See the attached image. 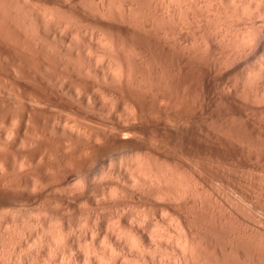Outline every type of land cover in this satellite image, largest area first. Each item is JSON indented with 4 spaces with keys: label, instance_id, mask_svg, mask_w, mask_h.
Instances as JSON below:
<instances>
[{
    "label": "rangeland",
    "instance_id": "1",
    "mask_svg": "<svg viewBox=\"0 0 264 264\" xmlns=\"http://www.w3.org/2000/svg\"><path fill=\"white\" fill-rule=\"evenodd\" d=\"M263 16L0 0V264H264Z\"/></svg>",
    "mask_w": 264,
    "mask_h": 264
},
{
    "label": "bare ground",
    "instance_id": "2",
    "mask_svg": "<svg viewBox=\"0 0 264 264\" xmlns=\"http://www.w3.org/2000/svg\"><path fill=\"white\" fill-rule=\"evenodd\" d=\"M260 2H261V1H260ZM258 5H259V4H258ZM256 9H257V8H256ZM260 10H262V9H260ZM261 17H262V16H261ZM263 17H264V16H263ZM248 24H249V23H248ZM244 27H245V26H244ZM251 27H252V26H251ZM251 30H252V29H251ZM246 31H247V30H246ZM255 32H256V31H255ZM255 32H254V33H255ZM257 32H258V31H257ZM237 34H238V33H237ZM246 34H248V32H247ZM246 34H245V35H246ZM257 34H258V33H257ZM240 35H241V34H240ZM240 35H239V36H240ZM242 35H243V34H242ZM254 35H256V34H254ZM259 35H260V34H259ZM259 35H258V36H259ZM263 35H264V33H263ZM263 35H262V36H263ZM239 36L237 35V36H235V37L238 38ZM247 36H248V35H247ZM245 37H246V36H245ZM245 37H244V38H245ZM248 37H249V36H248ZM244 38H243V39H244ZM252 38H253V37H252ZM262 38H263V37H262ZM262 38H261V39H262ZM245 39H246V38H245ZM258 39H259V38H258ZM229 40H230V39H229ZM234 40H236V39H234ZM252 40H253V39H252ZM252 42H253V41H252ZM249 43H250V42H249ZM255 43H256V42H255ZM252 44H253V43H252ZM253 45H255V44H253ZM253 47H254V46H253ZM235 58H236V57H235ZM138 174H139V173H138ZM181 234H182V233H181ZM164 235H165V234H164ZM160 236H161V235H160ZM185 236H186V235H185ZM161 237H162V236H161ZM161 237H160V238H161ZM163 237H164V236H163ZM180 237H182V236H180ZM175 239H176V238H175ZM178 239H179V238H178ZM185 240H186V239H185ZM185 240H184V241H185ZM189 241H190V240H189ZM182 242H183V241H182ZM185 242H187V241H185ZM185 242H184V243H185ZM137 243H138V245H139V242H137ZM182 244H183V243H182ZM130 245H131V244H130ZM177 245H178V244H177ZM135 246H136V245H135ZM183 246H188V245L184 244ZM191 246H192V245H191ZM180 247H181V246H180ZM178 248H179V247H178ZM184 248H185V247H184ZM193 248H194V247H192L191 249H193ZM139 249H140V247H139ZM182 250H183V247H182ZM185 250H186V249H185ZM189 251L191 252V250H189ZM189 251H188V252H189ZM194 251H195V250H194ZM181 252H184V251H181ZM185 252L187 253V250H186ZM188 254H189V253H188ZM184 255H185V253H184ZM185 257H186V255H185ZM188 257H189V256H188ZM186 258H187V257H186Z\"/></svg>",
    "mask_w": 264,
    "mask_h": 264
}]
</instances>
